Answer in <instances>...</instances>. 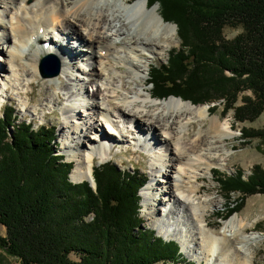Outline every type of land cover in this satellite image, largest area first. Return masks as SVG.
Segmentation results:
<instances>
[{
	"label": "trees",
	"instance_id": "obj_1",
	"mask_svg": "<svg viewBox=\"0 0 264 264\" xmlns=\"http://www.w3.org/2000/svg\"><path fill=\"white\" fill-rule=\"evenodd\" d=\"M145 2L158 5L160 18L176 26L180 40L166 63L148 73L153 99L173 96L194 105L223 101L225 106L229 98L234 102L250 91L253 97L243 99L235 117L253 120L264 114V0ZM225 27L241 33L226 41ZM17 119L9 107L0 116V227L5 232L0 247L8 255L19 264L182 263L175 242L139 227V176L105 164L92 168L94 188L87 181L72 183V164L55 152L54 128L34 129ZM240 133L242 139L258 136ZM215 173L226 195L264 193L258 166L246 179L238 169L226 176Z\"/></svg>",
	"mask_w": 264,
	"mask_h": 264
},
{
	"label": "bare ground",
	"instance_id": "obj_2",
	"mask_svg": "<svg viewBox=\"0 0 264 264\" xmlns=\"http://www.w3.org/2000/svg\"><path fill=\"white\" fill-rule=\"evenodd\" d=\"M30 1L32 0H0V9H2L0 10V15L2 12V14L7 13L6 16H8L11 11H14L6 23L0 24L1 27L9 32L5 38L3 37L5 46L0 48V55L6 59L8 58V61L14 64L12 67H15L9 69L0 65V98H8L7 90L9 87H14L13 85L20 81L17 79L16 70L21 71L23 75L37 74V61L40 58V54H43L41 49H39L37 54H32L30 51L27 54L29 56L28 60H31V62L34 60L33 65L29 68L30 71L24 69V65L19 62L23 59L22 54L24 51H22V48L26 45L30 46L32 40L36 41V44H44L49 41L46 54L54 55L57 58L60 57V62L62 60L60 74L65 70V61L76 60L78 56V48H72L74 47L73 45L71 47L68 46V39L74 38L77 43L78 41L84 42L91 48L89 55L93 62L90 71L93 76L99 77V79L92 78L89 80V86L94 85L95 87L91 93L79 86L83 90L85 97L92 100L91 104L78 102V105L83 109L79 111L81 112L79 116L81 118H85V115L89 116L90 121L83 119L81 124L71 123V125L73 124L72 128L74 127L75 134L76 132L78 134L75 140V150L84 152L82 149H85L88 151L83 155L81 163L90 168L89 177L92 175L91 168L94 159L105 160L110 155L111 148L116 147L117 143L114 141L116 139L117 142L126 143V138H128L131 145L135 144L139 148L141 146H150L151 148L153 145L162 142L164 149L162 152H153L154 157H157L155 158L157 161L154 159L156 162L152 166L159 173L162 167L166 169L163 173V176L166 175V177H163L165 187L160 190L159 182L161 180L152 179L151 185H153V191L156 192L151 197V214H148L150 217L147 218V221L151 222L152 225L154 221L151 215L156 214L157 218L160 217V209L157 206L161 203L169 205L168 209H170L165 214H176L178 210L175 207V203L189 207L191 206L190 198L200 200L202 194H204V198L200 201V204L203 209L209 205L216 206L219 202L210 197L211 188L205 187L203 183H205L204 178L209 175L212 176L211 169L214 166H225L224 163H226V158L229 154V150L225 147L226 141L235 137L230 119L226 117L220 120L218 116L208 114L209 109L206 105L193 106L189 102H183L179 98L174 97H169L167 100L162 101L159 104L162 109L159 110L150 92L148 93V91L142 89V92L147 95L136 94L132 97L128 96L124 92H129L131 88H129L130 83L124 80V76H115L113 79L110 77L111 74L120 72L121 75L132 76L135 84L143 88L146 83L145 72L148 70L149 64L147 61L142 62L140 60L141 50L137 48L152 49V47H155L165 49L169 47L173 43V39L172 36H169L167 29L170 28L175 35L174 26L164 23L157 14V8H154L152 12V15L155 16L153 23L147 26L148 22H145L136 32H131L133 24L128 22L124 16L115 14V12L107 13L112 8V6H108L111 3L109 1H106V8H102V6L92 13L91 7L95 5L94 3L97 0H58V9L57 5L51 7L48 19H45L38 14V11L43 8V2H49L50 0H37L30 6H26ZM128 2L129 0H124V4H128ZM33 7H36V9L32 10ZM28 13L37 16L36 20L28 19V22L35 26L33 29L27 28L22 24V17L24 18V15ZM59 21H61L62 26L59 32L66 37L65 42L67 44L65 46L63 42L56 45L55 41H50L51 37H49V40L47 38L48 34H52L55 37L53 33L58 31L56 23ZM105 27L108 29L109 34L103 32L100 37L97 36L100 35L102 30H105ZM41 28L46 33L43 37L38 33ZM83 28L87 29L88 32L90 31V34H82ZM78 33H81L79 37ZM92 33L95 35L93 36ZM114 34L119 39V43L125 44L130 48L128 51H130L131 55H126L121 59L130 69H125L126 65L121 66L119 63L106 64V66H101L104 65L101 61L97 65L95 63L96 49H99V52L111 50L110 44L105 46V43ZM62 39L64 41V37ZM99 52V57L97 58L102 57ZM32 56H34V59H31ZM0 61L6 62L4 58H0ZM48 70L51 71V68ZM53 79L54 77L46 78L45 81L50 84ZM57 80L59 85L62 87L66 86L58 78ZM115 81H118L120 86L114 85ZM138 83L141 84L138 85ZM27 84L30 87L33 85L30 82ZM27 96L33 98L30 93ZM51 97L54 96L51 95ZM70 97L71 95L66 99L67 102ZM58 98L59 96L57 95L56 98L50 99V102L53 101V104H58ZM0 102L2 101L0 100ZM33 102L35 103L36 101L33 99ZM72 108V103L70 102L62 110L61 114L67 115L70 110H73L72 118L76 119V112ZM110 114L116 120L109 119L107 116H110ZM56 120L58 119L56 118ZM128 121L132 123L129 129L125 126ZM64 124V127L59 130V134H62L61 136L68 140L69 136L66 130L68 127L66 122ZM196 124H199L198 129H196ZM94 125H98L97 128ZM102 130L105 135L101 133ZM124 132L127 134L124 135ZM85 133H89L90 136ZM156 135L160 139H156ZM63 147H65V144ZM170 175L175 176V179L170 178ZM84 177V174L75 175L73 182H79ZM91 185L94 186L93 180ZM158 193L159 198L156 197ZM207 217L208 215L201 217L204 229H208L213 224L208 221ZM236 223L240 228L242 227L241 221L237 217L230 218L224 223V226L232 227ZM240 230L242 233L244 232V228ZM251 239L253 238L251 237ZM256 239L262 242L264 237L257 235ZM223 241L224 239L221 241L216 233L203 230L201 242H203L208 253L213 252L217 248L219 249V246L222 245L223 249H221L219 257L224 264H251L248 256L241 252L240 242L228 244ZM180 250L179 245V252Z\"/></svg>",
	"mask_w": 264,
	"mask_h": 264
},
{
	"label": "rangeland",
	"instance_id": "obj_3",
	"mask_svg": "<svg viewBox=\"0 0 264 264\" xmlns=\"http://www.w3.org/2000/svg\"><path fill=\"white\" fill-rule=\"evenodd\" d=\"M37 0H32L26 4V6H30V4L35 3ZM106 1L111 2L108 6H112V8L107 12L108 14H111L115 12V14H121L124 16L128 22H131L133 24L131 32H136L138 28L141 25H144L145 22L148 25H151L154 20V15H152L153 9L157 8V14L159 16L160 9L158 8V5L155 4L152 7H149L146 5L145 0H140L133 2L129 0L128 4H124V0H97L91 7L92 13L97 11L100 7L106 8L107 3ZM58 0H50L49 2H43V8L38 11V14L45 19H48V15L51 7H54L57 5ZM103 3V5H102ZM59 5H57L58 9ZM36 9V7L32 8V10ZM96 9V10H94ZM2 10V9H0ZM114 10V11H113ZM14 13V11H11V14L6 16L7 13L1 12L2 17H0V24L6 23L9 17ZM0 15V16H1ZM19 15V13H18ZM34 14L28 13L24 15V18L22 17V24L26 26L27 28L33 29L35 26H33L32 23L28 22V19L36 20L37 16H33ZM160 17V16H159ZM162 20V19H161ZM73 21V20H72ZM163 21V20H162ZM168 23V22H165ZM170 25H173L175 28V35L174 32L170 28L167 29L169 36H172L173 43L169 45L167 48H143L138 47V50H141V58L140 60L142 62H146L149 64L147 67V71L145 72L146 77V83L143 88L140 86H137L135 84L134 79L132 76L127 75H121L120 72H116L114 74H111L110 77L113 79L115 76H124V80L128 81L130 83L129 88L131 90L127 93L128 96H134L136 94H145L142 92V89L151 92L150 86L147 84L148 81V73L151 69V67L156 66L158 64H165L168 56L169 50L172 48H177L180 45V40L178 38V34L176 31V26L172 23H168ZM58 28V31H54V35L48 34L47 38L50 41H55L56 45H59L61 42H63L64 46L67 44L65 42L66 37L60 33L61 21L56 23ZM50 32V29H49ZM103 32H106L109 34L108 29L105 27V30H102L100 32V35ZM8 30L1 27L0 25V48H2L4 45L5 38L8 34ZM40 36H44L43 28L38 31ZM82 34L89 33L87 29H82ZM81 33H78V37L81 35ZM113 33V31H111ZM241 33L240 28H233V27H225L222 31V37L226 41H231L234 39L237 35ZM57 34V35H56ZM52 35V36H51ZM94 36L95 34L92 33ZM140 37H143L142 35H139ZM64 37V41L62 39ZM46 38V37H45ZM110 40V41H109ZM68 46L72 48H78V56L77 59H73L70 61H65V70L63 73L60 74L61 71V62L60 57L57 58L56 56H51L49 54H46L43 52V54H40V58L37 61V74L36 75H23L21 71H17V79L20 81L18 83H15L14 87H9L7 90L8 92V98H0L2 102H0V116L2 112L5 110V107L11 108L14 113L18 116L17 123L26 122L32 125L34 129H38L41 126H49L54 128L52 130V134L55 137L54 143L55 145V152L57 155L62 156V161L65 163L72 164L71 171L68 174V179L72 183H81L82 181H91L92 182V175L91 177L89 174L90 168L87 165H82L81 161L83 159V155H85L88 151L85 149H82L84 152L75 150L77 139V132L75 134L74 127L72 128L73 124H81L82 120L90 121L89 116L85 115V118H81L79 114L81 115V112L83 109L81 106H79L78 102H84L85 104H91L92 100L87 99L85 95L83 94L82 89L88 90V93H91L93 89H95L94 85L89 86V80L92 78L99 79V77L93 76V73H91V64L92 59L90 58L89 52L91 48L88 47V45L84 42L78 41V43L74 40V38L68 39ZM119 39H117V36L114 34L111 38H108V40L105 43L106 45H109L112 47L111 50H102L99 52V49H96V58L95 63L96 65L101 61L106 66L109 64H116L119 63L121 66H125L124 62L121 61L122 58H124L126 55L130 54V48L122 43L118 42ZM49 42V41H48ZM47 43V42H45ZM116 43V44H114ZM9 44V43H6ZM43 43H34L30 46L26 45L22 49L24 53L22 54L23 59H21L19 62L23 64V68L26 70H29V68L33 65V61L29 59V56L27 55L29 51L32 54H37L39 49L42 48ZM52 45V43H51ZM154 48V49H153ZM109 51V53H108ZM99 54L102 56L101 58H97ZM109 54V55H108ZM24 55L25 58H24ZM56 55V54H55ZM0 58H4L6 60L5 63L0 61V65L4 66L6 68H15L12 67L14 64L10 63L8 61V58L6 59L2 55H0ZM45 57H53L57 60V62L60 64V70L57 76L54 77L53 81L51 83H46L45 79L43 78L39 72V64L41 60ZM106 57V58H104ZM31 59H34V56H32ZM108 60V61H107ZM53 61V60H51ZM98 61V62H97ZM52 63V62H51ZM125 69H130L128 65L124 67ZM30 71V70H29ZM226 76H230L229 72H225ZM57 78L64 82L66 84L65 87H62L59 85ZM32 83V87L28 86V82ZM139 82V81H138ZM141 83H138V85ZM114 85H119L118 81L114 82ZM82 87V89L80 87ZM120 86V85H119ZM48 87V90H47ZM1 88V83H0ZM22 88V90H21ZM118 88V87H117ZM120 89V88H119ZM122 93L123 91L120 90ZM32 94L33 98L28 97L27 94ZM152 94V93H151ZM53 95L54 97H51ZM59 96L58 104H53V101L50 102V99L56 98V96ZM70 100L67 102L68 96H70ZM78 95V96H77ZM173 97V96H170ZM252 98V94L250 91H243L237 95L235 98V101L232 102L231 98H229L230 103H226L224 106L223 101H218L214 103L213 105H206L209 109L208 114L210 115H216L220 120L223 118L228 117L231 122V128L235 135L233 139L227 140L225 147L227 150H229V154L226 158V163H224V167L221 166H214L212 171V176L209 175L208 177L204 178L203 185L205 187H210V197L216 202H219L216 206L209 205L205 206L204 209L202 208V205L200 204V201L203 200L204 194L201 195L200 200H197L195 198H190L191 206H182L180 203H175V207L178 210L176 214L167 215L165 214L168 209V204L161 203L159 206H157L160 209V217L157 218L156 214L151 215L152 220L154 221V224L151 225V222L147 221V218L150 217L151 211V197H153L154 193L156 191H153V185L152 179H155L156 181H160V190H163L165 187L163 173L165 172V168L160 169L157 171V169H153V164L157 160L153 155V152L158 153L162 152L164 149V144L162 142L157 143V145H153L151 148L150 146H141L136 147L135 144H130V142L127 139V142H117V145L114 148H111V153L109 156L106 157L105 160L101 161L100 159H94L92 163L93 167H102L105 164L112 165L119 173H130L132 176H139V179L143 181V186L140 188L138 195L140 197L139 202V217L141 218L142 223L140 224L141 230H144L148 233H153L156 237L161 238L163 241H173L177 242L180 245V252L181 255L179 264H224V262L219 257L221 254L222 245L219 246V249L217 248L211 253H208L206 251L205 246L203 245L202 240V233L203 230L211 231L212 233H216L221 241L224 239L225 243L231 244V243H237L240 242V250L241 252L245 253L246 256H248V260L251 264H264V240L262 242L258 241L256 239V236H262L264 237V193H254L247 196H242L240 193H231L230 195H226V193L221 189V187L215 182V178H217L216 171L219 172V175H229L235 170H241L243 174V178L246 179L250 174L251 170L254 166H258L262 172H264V114H261L260 116L256 117L253 120H237L235 117L234 110L237 107L242 106L243 99L244 98ZM169 98V97H168ZM167 98V99H168ZM32 99V100H31ZM33 99L36 101L33 102ZM166 99V100H167ZM180 99V98H179ZM30 100V101H29ZM182 100V99H181ZM164 100H154V103L157 104V108L161 110V106L159 105ZM183 102H189L182 100ZM72 103V109L76 112V119L72 118V112L73 110H70V113L67 115H62V110L67 106L68 103ZM190 103V102H189ZM191 104V103H190ZM159 105V106H158ZM193 106L196 105H202V104H191ZM205 105V104H203ZM231 105V109L227 110V107ZM214 106V107H213ZM212 108V109H211ZM54 114V115H53ZM84 117V116H82ZM109 119L116 120L113 115L107 116ZM56 118L58 120H56ZM93 119V118H92ZM67 124V131H68V140L65 139L63 136L59 134V130H61L64 127V123ZM128 121V123L125 125L128 127V129L131 127L132 123ZM95 124V123H94ZM99 125V124H98ZM98 125H94L95 128H97ZM199 124H196V129H198ZM99 128V127H98ZM82 129V128H80ZM106 129V128H105ZM104 129V131H105ZM245 130L247 133H257L258 136H254L251 139H242L241 138V130ZM102 130V134L105 135V132ZM9 134V133H8ZM86 135H89V133H85ZM127 133L124 132V135ZM110 137V136H109ZM160 137L156 135V139ZM91 141V140H90ZM160 141V140H159ZM65 144V147H63ZM128 151H127V150ZM130 150V151H129ZM154 159L156 161H154ZM163 160V159H162ZM91 168V173L93 172V169ZM216 170V171H215ZM84 174L85 177L79 181V182H73V177L75 175ZM150 175V176H149ZM218 175V176H219ZM211 177V178H210ZM170 178L175 179V176L170 175ZM90 182V183H91ZM159 187V185H158ZM159 198V193L156 196ZM201 205V206H200ZM230 211L232 212L230 214ZM230 214V216H229ZM203 215H208L207 219L208 221H211L213 224L208 229H204V226L201 222V217ZM219 217V218H218ZM237 217L242 224L241 228H244V232H241V228L236 224H234L232 227H225L224 223L228 221L230 218ZM90 219V216L87 217L86 221ZM236 221V220H235ZM138 230H135L137 232ZM5 232L2 227H0V237H4ZM251 237L253 239H251ZM228 240V241H227ZM223 241V242H224ZM175 242V243H176ZM181 242V243H180ZM176 243V244H177ZM177 244V245H178ZM178 245V247H179ZM230 247V246H229ZM70 258L72 260H76V257L71 255ZM0 264H19V262L13 258L12 256L8 255L4 249L0 247ZM156 264H171L170 262H159Z\"/></svg>",
	"mask_w": 264,
	"mask_h": 264
},
{
	"label": "water",
	"instance_id": "obj_4",
	"mask_svg": "<svg viewBox=\"0 0 264 264\" xmlns=\"http://www.w3.org/2000/svg\"><path fill=\"white\" fill-rule=\"evenodd\" d=\"M49 68H51V71L48 70ZM59 70V64L53 57H45L39 64V72L43 78H53L58 75Z\"/></svg>",
	"mask_w": 264,
	"mask_h": 264
}]
</instances>
